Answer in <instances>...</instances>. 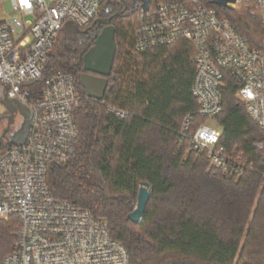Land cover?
Masks as SVG:
<instances>
[{
	"label": "trees",
	"instance_id": "1",
	"mask_svg": "<svg viewBox=\"0 0 264 264\" xmlns=\"http://www.w3.org/2000/svg\"><path fill=\"white\" fill-rule=\"evenodd\" d=\"M203 1L238 24L253 47L261 46L260 18L246 5ZM119 9L106 0L88 27L67 22L49 52L45 77L70 71L81 94L75 108L77 151L67 162L51 165L52 192L106 221L112 237L127 248L130 264H264V149L254 146L264 140V130L227 79L224 109L217 116L221 140L253 166L230 176L211 167L204 154L181 147L183 119L198 108L192 94L196 47L180 39L134 55L143 7L114 16ZM109 18L117 50L105 97L97 100L87 95L80 75L85 54ZM110 107L129 117L120 119ZM143 181L152 193L142 221L135 223L129 214ZM18 224L16 217L0 219V264L15 248Z\"/></svg>",
	"mask_w": 264,
	"mask_h": 264
},
{
	"label": "built area",
	"instance_id": "2",
	"mask_svg": "<svg viewBox=\"0 0 264 264\" xmlns=\"http://www.w3.org/2000/svg\"><path fill=\"white\" fill-rule=\"evenodd\" d=\"M106 0H0V107L15 99L32 118L25 141L0 144V218L19 219L15 248L3 264H130L125 245L106 221L56 197L47 176L53 163L77 151L75 108L81 94L75 75L57 70L45 77L49 52L67 22L86 28ZM262 24L253 47L240 26L203 0L151 2L138 14L131 52L139 55L180 39L196 47L192 94L198 108L178 131L181 147L204 154L210 166L230 176L253 166L244 153L221 140L217 116L224 109L227 79L236 97L264 130V0H235ZM120 119L129 113L110 107ZM264 149V140L254 143Z\"/></svg>",
	"mask_w": 264,
	"mask_h": 264
},
{
	"label": "water",
	"instance_id": "3",
	"mask_svg": "<svg viewBox=\"0 0 264 264\" xmlns=\"http://www.w3.org/2000/svg\"><path fill=\"white\" fill-rule=\"evenodd\" d=\"M149 2L150 0L144 4L143 10H147ZM234 2L235 0H212L213 4L228 8H231L229 3ZM110 21L111 18L105 20L108 24L103 27L91 50L85 54L83 58V72L80 75V82L85 88L87 95L97 100H102L105 97L117 50L115 41L116 27L109 24ZM95 24L96 23H94V25ZM4 105L10 113L8 116L10 124L14 122L16 114L19 110L27 115L25 133H20L18 135V141L12 142L16 145H20L25 141L28 134L32 112L28 107L15 99L6 97L4 99ZM6 133L7 129H4L0 135V144L2 143ZM151 193V185L146 181L141 182L139 186L138 200L134 210L129 214V218L135 223L142 221Z\"/></svg>",
	"mask_w": 264,
	"mask_h": 264
},
{
	"label": "rangeland",
	"instance_id": "4",
	"mask_svg": "<svg viewBox=\"0 0 264 264\" xmlns=\"http://www.w3.org/2000/svg\"><path fill=\"white\" fill-rule=\"evenodd\" d=\"M241 7H243V5L238 6L237 8H241ZM8 116H9V110L7 109V107L5 105L1 106L0 107V135L2 134V132L4 131L5 127L7 126L9 122ZM26 121H27V115L24 112L19 110L18 113L16 114L15 121L11 123L10 129L8 133L6 134V142L18 141V135L20 133H25L26 131ZM0 219H3V218H0ZM7 221H11V220H7Z\"/></svg>",
	"mask_w": 264,
	"mask_h": 264
},
{
	"label": "flooded vegetation",
	"instance_id": "5",
	"mask_svg": "<svg viewBox=\"0 0 264 264\" xmlns=\"http://www.w3.org/2000/svg\"><path fill=\"white\" fill-rule=\"evenodd\" d=\"M114 1L120 6V9L113 14L114 16H117V15H122L129 10H135V9L140 10L148 0H114ZM10 126L11 124L8 122L7 126L5 127V129H7V133L10 129Z\"/></svg>",
	"mask_w": 264,
	"mask_h": 264
}]
</instances>
